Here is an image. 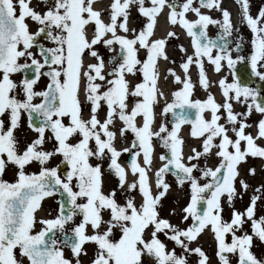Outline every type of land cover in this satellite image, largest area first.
I'll list each match as a JSON object with an SVG mask.
<instances>
[{"label":"snow or ice","instance_id":"6c2138e0","mask_svg":"<svg viewBox=\"0 0 264 264\" xmlns=\"http://www.w3.org/2000/svg\"><path fill=\"white\" fill-rule=\"evenodd\" d=\"M224 3L0 0V264H264V5Z\"/></svg>","mask_w":264,"mask_h":264},{"label":"rangeland","instance_id":"374dc122","mask_svg":"<svg viewBox=\"0 0 264 264\" xmlns=\"http://www.w3.org/2000/svg\"><path fill=\"white\" fill-rule=\"evenodd\" d=\"M264 0H251V3H252V8H258L259 6H261V4L263 3ZM224 6L225 7H228V8H234L233 7V4H232V0H225V3H224ZM254 14V13H253ZM47 203L48 207L51 205V201H46L45 204ZM46 208V207H45ZM41 215H43V213H41Z\"/></svg>","mask_w":264,"mask_h":264},{"label":"flooded vegetation","instance_id":"af4514ba","mask_svg":"<svg viewBox=\"0 0 264 264\" xmlns=\"http://www.w3.org/2000/svg\"><path fill=\"white\" fill-rule=\"evenodd\" d=\"M244 35H245V37L247 38V36H248V33L245 31L244 32ZM213 91H215V89H213ZM201 95H203V93H201ZM219 98V97H218ZM125 146H127L126 144H125ZM259 164V162L257 161V165Z\"/></svg>","mask_w":264,"mask_h":264}]
</instances>
